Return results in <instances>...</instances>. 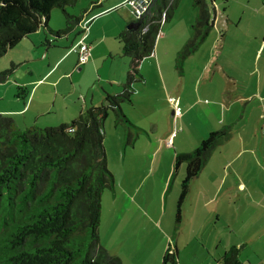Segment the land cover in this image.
Returning a JSON list of instances; mask_svg holds the SVG:
<instances>
[{
	"label": "crops",
	"instance_id": "0c3cea01",
	"mask_svg": "<svg viewBox=\"0 0 264 264\" xmlns=\"http://www.w3.org/2000/svg\"><path fill=\"white\" fill-rule=\"evenodd\" d=\"M192 1L187 13L181 16L179 3L173 18L162 25L153 54L140 66L141 73V68L148 61L161 78L165 94L176 96L179 104L183 105L181 116L174 118L173 108L171 113L174 126L177 128L179 122L182 125V133L169 145L172 133L161 138L158 125L151 122V126H143L127 113L132 123L142 131L133 146H125L124 129L118 127L121 130L113 144L116 155L114 158L107 155L108 166L115 177V193L108 190L102 195L100 242L110 253L119 256L123 264H162L172 238L177 248L181 243L179 230L182 228L183 238L191 244L202 243L199 264H216L232 248L239 250L240 264H264V16L255 29L249 26L245 30L241 28V17L238 21L235 13L229 11L231 0L222 4L214 0L216 14L212 30L178 70L177 53L190 38L196 18ZM89 2L99 4L97 10L100 13L111 12L121 3L122 7L126 0ZM261 8L264 10V4ZM97 22L94 19L83 38L92 53L91 60L84 65L79 64L78 55L71 49L81 39L77 41V34L74 40L69 35L66 38L69 43L60 49L45 46L43 54L39 48L45 35L41 36V44L37 47L32 35L9 50L6 57L10 67L14 64L15 69L6 81H12L8 89H12L10 93L14 99L19 86L26 87L29 95L24 102L16 98L19 103L15 102L9 111L0 110V113L14 116L15 121L30 127L49 116L50 108H57L59 97L60 114L56 113V118L47 123L53 126L52 122L68 123L87 108L100 106L106 93L118 94L126 80L130 62H126L128 58L122 55V49L114 41L119 40L128 20L119 22L118 28L110 32L101 25L98 27ZM168 38L173 45L163 46L162 42L164 44ZM106 40H110L109 46L104 44ZM119 43L122 44L120 40ZM164 54L173 58L175 72L181 78L175 87L169 83L173 71L171 68L163 69L164 60L161 58L165 57ZM40 58L43 63L48 60V65L45 72L36 75L38 66L33 63ZM109 58L112 60L109 64L112 77L105 81L97 80L84 90L80 81L75 80V75H83L90 67L98 69L95 74H99V62ZM121 58L120 64L118 60ZM187 65L192 67L186 70ZM21 66L26 67L27 75L17 72ZM195 70L196 78L189 85L187 72L193 78ZM98 78L101 77L98 75ZM191 92L194 93L192 99ZM75 95V102L69 104L67 99ZM51 98L52 106L49 105ZM130 112L133 113L132 110ZM223 127H230V136L212 151L204 169L192 181L189 199L186 198L182 205V219L177 226V205L175 211L172 209L167 214L162 205L172 181L174 159L176 155L193 152L209 134ZM164 138L169 148H161ZM110 140L105 129L104 144ZM160 154V159H157ZM165 155L170 162L168 170L161 169ZM112 160L113 168L110 165ZM200 182L209 185L198 189ZM179 255L178 249V262Z\"/></svg>",
	"mask_w": 264,
	"mask_h": 264
},
{
	"label": "trees",
	"instance_id": "16d2710c",
	"mask_svg": "<svg viewBox=\"0 0 264 264\" xmlns=\"http://www.w3.org/2000/svg\"><path fill=\"white\" fill-rule=\"evenodd\" d=\"M79 1L0 0V59L40 29L45 31L43 45L48 48L73 33L81 38L82 21L100 5L92 3L80 16L70 15L68 9ZM179 2L153 0L141 19L127 22L118 37L123 43L122 55L130 62L126 80L118 94L106 93L100 106L87 108L68 123L25 129L13 117L0 113V264H123L100 242L102 195L106 190L115 193V177L104 146L105 122L112 113L114 127L124 129V145L133 146L137 141L142 130L122 108L134 107L136 87L145 82L141 63L153 54L162 25L173 18ZM192 6L196 18L190 38L177 53L178 70L204 43L214 25V0H193ZM54 9H60L65 20L60 31L49 26ZM14 69L12 64L0 72V83H5ZM28 95L26 87H17V99L24 102ZM229 136L230 127H223L209 134L193 152L176 155L172 178L185 167L177 226L192 181L212 151ZM173 242L172 238L162 264L179 263ZM216 264H240L239 250L232 248Z\"/></svg>",
	"mask_w": 264,
	"mask_h": 264
},
{
	"label": "rangeland",
	"instance_id": "374dc122",
	"mask_svg": "<svg viewBox=\"0 0 264 264\" xmlns=\"http://www.w3.org/2000/svg\"><path fill=\"white\" fill-rule=\"evenodd\" d=\"M89 1L90 0H80L76 6L72 7L71 9H68V13L72 16H76V17L80 16L82 14L83 10L86 8H89V6L91 5L92 2H89ZM224 1L225 0H215V2H217L218 4H222V3H224ZM179 3H180V9L178 11L179 16L185 15L187 13L188 7L190 6V0H180ZM121 4H120V6H121ZM125 4H126V2H123V6H122L123 8L118 6L117 8L111 9L112 10L111 12H109L110 10L109 11L106 10V11L98 13L100 10H95V12L90 14L88 17V18H90L89 28H91V26L93 25V21L95 19V21L98 20V22H97L98 27L101 25V27H105V31L110 32L112 29H113V31H115L118 28L119 22H126L127 20L129 21V20L135 19L131 15L128 7ZM229 4L231 5V8L229 11H232L235 13V17H237L238 21H239V17H241V20H242L241 28L242 29L247 30L249 28V26L251 27V29H255V27H257L260 19L264 16V10L261 8V6L264 4V0H231L229 2ZM114 9H118V10H114ZM104 12L105 13L109 12V13L105 14L104 16H101V14H103ZM49 26L54 31H60L64 28L65 20L63 17V13L61 12L60 9H54L52 11ZM44 34H45L44 29H41L40 31H38L36 34H34L32 36L33 37L32 40H33L36 47L41 44V36ZM75 34L76 33L71 34L72 35L71 40L74 38ZM50 38H52V37H50ZM76 39L78 41L80 39V35H77ZM109 41L110 40H106L104 44L109 46L110 45ZM68 43H69V41L66 38L58 39L55 42L54 48L60 49L63 47V45L68 44ZM114 43H115V45L120 46V50L123 49V46H122L123 43L122 42H121L122 44H120L119 40L116 39L114 41ZM162 45L163 46L167 45L168 47H170L173 44L169 43V38H168V41L167 42L165 41L164 44L162 42ZM39 49H40V53H42V54L46 51L45 46H43V44H42L41 48H39ZM54 50H57V49H54ZM91 54L92 53L90 51L89 61L92 58ZM164 56H165L164 58L163 57L161 58L164 60L163 69L171 68V70L173 71V75L171 76L169 83L175 87V85L178 84V82L180 81L181 78L179 76H177L179 73L177 71L175 72V69H174L175 65L172 62V61H174L173 58L167 57L165 54H164ZM40 59L41 60H37V62L33 63L34 65L38 66V68L35 69L36 75L38 73L45 72L44 70L46 69V66L48 65L47 64L48 60L46 63H43L42 62L43 59L42 58H40ZM122 60L123 59L121 58L118 60V62H120V64H121ZM125 60H126V62H129L128 59H125ZM89 61H88V63H89ZM110 62H112V60L110 58L108 60L103 61V62H99V64H98V68L100 70L99 74L98 73L95 74L96 70H98V69H96L94 67H90L87 69L86 72L83 73V75H81V76L75 75V78H76L75 80H79L82 88L84 90H86L87 87L90 84H93L95 81H97V80L102 81L104 79H108L109 76L112 77L111 71L109 70ZM147 62L145 63L144 68L143 69L141 68V74L145 78L146 84L145 85H143V84L138 85L136 87L135 95L133 96V101L135 103V107L132 108L128 105H124L122 108L123 112L127 118H129L128 114L130 113L132 119L136 120L137 123H139L143 126H148V125L151 126V124H150L151 122H152V124L158 125L159 126V132L161 134V138L167 136L170 133H174L175 137H177V135H180L182 133V130H181L182 125H180V122H179V124L176 128L173 124V118H172V114H171L172 113V104L170 102V98H173V96L165 94L166 91L162 89L163 83L161 82V78L158 77V75L155 73V68L153 66H151L149 62L148 63ZM193 64L194 63H192V65ZM8 67H10V64L8 61V57H6V55H5L2 59H0V71H3L5 69H7ZM190 67H192V66L187 65L186 70H189ZM193 69H194V67L191 68V70H193ZM17 72L19 74L24 73V75L28 74L25 66H21ZM196 72H197V70H195L193 72L194 73L193 78L191 75H189V71L187 72L186 79L188 80L189 85L191 83L190 81L196 78ZM18 73L16 75H18ZM98 75L101 77L100 79L98 78ZM166 75H167V70H166ZM167 78H168V76H167ZM19 81H21V80H19ZM11 85H12V81L0 83V110L1 111H9L10 107L12 108L15 105V102L16 103L18 102V100L16 98L14 99L12 97L13 94H12V92L10 93L11 88L8 89V87H10ZM188 88H191V87H188ZM14 91H15V89H14ZM99 92L102 93V90L100 88H99ZM76 98H77L76 95L72 96V97L67 99V102L69 104L74 103ZM192 98H194L193 92L190 93V99H192ZM163 99H165L167 102H164ZM174 99L177 100L176 96ZM60 101H61V99L58 97L57 103H56L57 108H50L51 114L49 116H46L45 119L42 120V122L37 124L39 127L49 126L50 124H47V123H50V122H48V120H51L52 118H56V113L59 112V114H60V110H61V105H59ZM20 104L23 105L22 103H20ZM49 105L50 106L53 105V98H51ZM180 106H181L182 110L184 111L183 105L181 104ZM199 109H200V107L197 106V110H199ZM130 110L133 111L134 115H133V113L130 112ZM5 115H7V114H5ZM196 116H198V115H196ZM12 117H14V116H12ZM113 121H114V116L111 113L105 122V129H106L107 135L111 139L110 140L111 144L109 141H107L106 145L104 144V146H105V149L107 150L106 154L109 155V157L112 156L114 158L116 155V152L113 148V144H115L114 143L115 140L118 139V133L117 132H120L121 128L115 129ZM16 123L21 129H25V128H27L26 125H29V124L18 123L17 121H16ZM52 123H53V126L59 125L56 122H52ZM175 137H173V139ZM163 140H164V143H161V148H162V146L167 148L168 147L166 145L167 139L164 138ZM177 143H178V141L176 142V145H177ZM183 145H184V143H183ZM163 152H165V151H163ZM160 157H161V154L158 155L156 158L160 159ZM167 158H168L167 155H165L163 163H161V169L162 170L164 168H165V170L169 169L170 162ZM113 162H114V160H112V163L110 164L112 168L114 167ZM141 166H143V165H141ZM109 169L112 172L110 167H109ZM184 173H185V167L183 165V166H181L179 172L175 175V177L172 178L168 193L165 194L164 201L162 200V205L164 206L166 214L168 212H170V210H172V209L175 211V208L177 205V200H178L177 196H178L179 191H180L181 179L183 178ZM192 185L193 184H191V187H192ZM205 185H209V184L200 182L198 184V189L199 188L202 189ZM105 192L108 193L109 191L106 190ZM189 195L187 197L188 199H189ZM188 199H187V201H188ZM184 207L185 208L187 207V203H185ZM164 219L166 222V215H165ZM180 233H181V237H182L181 243L177 244L178 249H179V253H180L179 263L180 264H199V262H200L199 255L201 252L200 248L202 247V243L196 242V243L191 244L187 238H183L182 228L179 230V235H180ZM173 243L175 244V242H173ZM242 264H244V263H242Z\"/></svg>",
	"mask_w": 264,
	"mask_h": 264
},
{
	"label": "built area",
	"instance_id": "2783aa9c",
	"mask_svg": "<svg viewBox=\"0 0 264 264\" xmlns=\"http://www.w3.org/2000/svg\"><path fill=\"white\" fill-rule=\"evenodd\" d=\"M153 3V0H127L126 6L128 7L131 15L135 19H141L149 10ZM89 19H84L81 23V30L84 34L81 36V39L72 47V50L77 53L79 64L84 65L89 61L90 58V45L84 42L85 34L89 30ZM172 108L174 109V118H177L182 115V108L177 100L170 98ZM175 137V134L172 133L168 144H172V139Z\"/></svg>",
	"mask_w": 264,
	"mask_h": 264
}]
</instances>
